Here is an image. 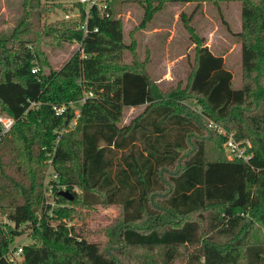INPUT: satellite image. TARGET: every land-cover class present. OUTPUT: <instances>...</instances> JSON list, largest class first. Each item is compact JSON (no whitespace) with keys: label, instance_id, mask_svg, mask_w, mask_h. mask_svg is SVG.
<instances>
[{"label":"trees","instance_id":"trees-1","mask_svg":"<svg viewBox=\"0 0 264 264\" xmlns=\"http://www.w3.org/2000/svg\"><path fill=\"white\" fill-rule=\"evenodd\" d=\"M36 1L25 0L20 28L0 36V112L16 121L0 142V213L10 221H0V264H12L10 243L25 233L32 241L22 264H264V0H123L144 13L128 42L115 0L106 17L93 7L86 35V5L75 3L79 18L48 21L72 7ZM226 1L241 4V87L185 13L195 44L188 77L161 87L139 57L136 32L167 3ZM74 42L81 48L55 68L46 47ZM82 98L71 127L73 110L57 114L54 106ZM138 106L123 123L125 109ZM216 125L252 143L248 161L228 157ZM48 169L75 196L58 194L67 205L55 217L44 211ZM99 206L120 211L101 228L102 241L61 220Z\"/></svg>","mask_w":264,"mask_h":264},{"label":"rangeland","instance_id":"rangeland-1","mask_svg":"<svg viewBox=\"0 0 264 264\" xmlns=\"http://www.w3.org/2000/svg\"><path fill=\"white\" fill-rule=\"evenodd\" d=\"M24 1L0 0V36H8L15 29L20 28V20L27 9ZM41 1L43 2V0ZM66 3L72 7L71 13L78 12V6L75 5L76 0H66ZM112 3L115 15L123 20L124 40L128 42L130 40V30L135 28L143 17V9L134 2L115 0ZM182 13L190 17V23L195 27L199 35L204 36L205 43L213 52L223 55L226 66L233 73V87H241L242 42L238 35L241 30V4L237 1H226L219 5H214L211 2L167 3L155 14L146 28L136 32L139 42V57L141 59L147 58V67L152 78L163 88L175 85L180 81L184 84L187 80L190 70L189 60L194 56L195 44L192 43L189 33L180 18ZM63 17H65V14L60 11L58 14L46 15L44 19L54 21ZM46 48L51 57L52 65L55 68H60L78 46L74 42L64 47ZM132 60L131 51L126 50L124 52V61L130 63ZM90 91H84V95L93 96L94 94ZM83 102L84 99L82 98L61 105L65 108H71L74 112L70 121L71 127H75L78 122ZM188 102L194 105L193 100H188ZM142 109L143 106L127 107L123 123H128ZM216 128L219 131L221 126ZM46 176L45 174V178H47ZM258 190V194L264 195L263 184L260 185ZM88 211L90 209H86L84 212ZM119 213V208L116 206H99L96 211H90L85 218L75 216L71 221H73L75 228L85 230L84 234L88 239L102 241L106 238V235L102 233L101 228L111 223ZM0 221L6 225L10 223L8 217L1 213ZM14 240L16 243H29L32 241L27 233L16 237Z\"/></svg>","mask_w":264,"mask_h":264},{"label":"built area","instance_id":"built-area-1","mask_svg":"<svg viewBox=\"0 0 264 264\" xmlns=\"http://www.w3.org/2000/svg\"><path fill=\"white\" fill-rule=\"evenodd\" d=\"M76 2L86 5L85 7V20L81 23L80 28L84 29L85 35L90 32L88 27V20L92 16V9L96 7L100 16L106 17L110 14L109 8L110 3L109 0H76ZM81 15V11L78 8V12L76 13H66L65 18H79ZM98 28H95L93 31H97ZM78 46V49L81 48L80 42H75ZM38 67L32 68V72H37ZM35 104L32 102V105ZM57 114L63 113L66 109L63 106H54ZM15 118L9 115L6 112L0 113V142L1 140L11 131L15 124ZM71 124V123H70ZM71 126V125H70ZM218 127V126H217ZM68 130V128H62L61 133ZM219 132L224 134L226 140L224 142V147L227 151L228 157L230 159L234 158H242L244 160H249L252 156V152L249 150L252 147V143L249 140H236L234 138L233 132L227 131L223 127L219 128ZM49 167L52 166L51 158L48 159ZM45 178V191H44V211L47 216L55 217L57 216V210L64 208L67 204L63 203L59 200V195H61V191L69 190L67 184H63L60 182V176L58 172H51L50 169L47 170ZM73 191L79 192L80 189L78 186L74 185L72 187ZM70 191V190H69ZM59 192V193H58ZM72 192V191H71ZM65 224L69 227L73 225V221L70 219L63 217L61 219ZM23 244L21 242L16 243L14 240L10 243L9 251L7 254V260L12 264H22L23 262Z\"/></svg>","mask_w":264,"mask_h":264},{"label":"water","instance_id":"water-1","mask_svg":"<svg viewBox=\"0 0 264 264\" xmlns=\"http://www.w3.org/2000/svg\"><path fill=\"white\" fill-rule=\"evenodd\" d=\"M61 194L63 196H65L66 198H68L69 200H73L74 197H75L74 194H73V192H71L69 190H63V191H61Z\"/></svg>","mask_w":264,"mask_h":264}]
</instances>
